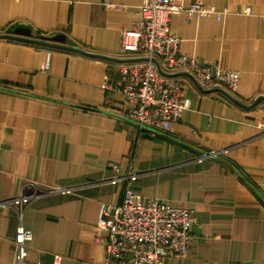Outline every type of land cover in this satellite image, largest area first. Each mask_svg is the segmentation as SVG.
I'll list each match as a JSON object with an SVG mask.
<instances>
[{
  "label": "crops",
  "instance_id": "obj_1",
  "mask_svg": "<svg viewBox=\"0 0 264 264\" xmlns=\"http://www.w3.org/2000/svg\"><path fill=\"white\" fill-rule=\"evenodd\" d=\"M203 1L222 18L181 12L171 29L183 53L239 69L238 89H202L190 73L168 71L190 105L172 132L149 135L115 89L119 64L135 59L120 55L121 35L140 19L141 0H0V264H15L20 223L4 202L27 179L65 189L24 208L34 232L28 262H101V210L121 203L126 186L111 181L114 167L139 172L133 186L143 198L196 211L188 256L161 264H264V133L256 126L264 120V0Z\"/></svg>",
  "mask_w": 264,
  "mask_h": 264
},
{
  "label": "built area",
  "instance_id": "obj_2",
  "mask_svg": "<svg viewBox=\"0 0 264 264\" xmlns=\"http://www.w3.org/2000/svg\"><path fill=\"white\" fill-rule=\"evenodd\" d=\"M182 1L141 0V17L133 26L123 27L120 49V55L137 60L119 64L121 87L105 84L107 88L123 92L127 103L125 110L139 129L149 135L172 132L190 105L189 99L182 97V85L178 79L160 72L155 59L165 72H189L206 89L225 86L230 92H236L242 76L239 69L201 63L198 58L182 52V38L171 29L175 14L184 12L188 17L215 14L222 18L225 13L203 0H195L189 6ZM246 11L249 12L250 8ZM256 126L264 133V120H258ZM227 151L211 150L198 159L214 158ZM114 170L111 181H124L126 186L123 201L104 204L97 223L96 240L105 244V258L101 262L75 264H161L166 256L187 257L194 243L190 227L197 221L196 211L167 204L158 198H143L133 186L139 172L121 173L119 167ZM62 190L65 189L27 179L20 192L4 202L16 207L20 216L15 237V264H43L27 260L34 232L23 224V210L33 199Z\"/></svg>",
  "mask_w": 264,
  "mask_h": 264
},
{
  "label": "water",
  "instance_id": "obj_3",
  "mask_svg": "<svg viewBox=\"0 0 264 264\" xmlns=\"http://www.w3.org/2000/svg\"><path fill=\"white\" fill-rule=\"evenodd\" d=\"M3 36H6V37H11V38H16V39H21V40H26V41H31V42H36V43H41V44H46V45H51V46H56V47H61V48H66V49H72V50H79V51H82L81 49L77 48V47H72V46H68V45H63V44H57V43H54V42H48V41H43V40H40V39H33V38H27V37H19V36H14V35H10V34H6V35H3ZM130 61H134V60H137L136 58L135 59H128ZM156 60V63H157V66H158V69L160 72H162L163 74L167 75V76H170V74H168L167 72H165L161 65L159 64L158 60ZM189 73V72H188ZM192 75V74H191ZM193 76V75H192ZM198 83V82H197ZM199 85V84H198ZM200 86V85H199ZM200 88L204 89L202 86H200ZM220 90L222 92H225L227 94H229L231 96V93H229L228 91H226L224 88L222 87H216V88H212V90Z\"/></svg>",
  "mask_w": 264,
  "mask_h": 264
}]
</instances>
